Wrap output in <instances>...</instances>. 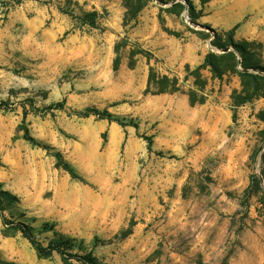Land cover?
<instances>
[{
  "label": "rangeland",
  "instance_id": "1",
  "mask_svg": "<svg viewBox=\"0 0 264 264\" xmlns=\"http://www.w3.org/2000/svg\"><path fill=\"white\" fill-rule=\"evenodd\" d=\"M125 4L0 0L4 217L32 226L43 245L62 236L96 264H264V198L249 188L260 169L252 154L262 145L264 98L234 107L239 78L204 68L206 100L191 105L185 69L233 27L236 40L261 44L264 63V0H149L127 21ZM93 10L97 27L80 24ZM140 49L153 58L135 54L130 67ZM150 65L176 76L181 91L145 94ZM63 99V110L45 111ZM88 107L126 125L72 112ZM56 151L79 179L56 167ZM8 221L0 214V264H81L56 252L38 257Z\"/></svg>",
  "mask_w": 264,
  "mask_h": 264
},
{
  "label": "trees",
  "instance_id": "2",
  "mask_svg": "<svg viewBox=\"0 0 264 264\" xmlns=\"http://www.w3.org/2000/svg\"><path fill=\"white\" fill-rule=\"evenodd\" d=\"M149 0H125L126 12L125 20L128 18L135 19L139 11L147 5ZM188 2L189 5V19L195 23L196 16L193 13V6ZM97 11H83L78 19L80 24L88 27H97ZM127 21V20H126ZM124 21V23L126 22ZM235 27L223 32L222 34L215 33L214 39L211 41V45L215 50L208 51L204 60L201 64L191 69L186 65V73L193 77L194 88H190L186 93L188 96L189 103L191 105L202 104L206 100L205 88L208 84V80L203 76L202 69L209 68L213 78L221 79L223 75L231 73L236 75L240 81V90H233L231 94L232 105L234 107L242 105L247 102H252L259 98H264V63L262 62L260 53L256 50V46L260 47V43L250 41L246 39L236 40L234 37ZM127 37H124L122 42H118L115 46V51L118 52ZM226 51L225 50L227 49ZM135 54H145L150 60L153 58L152 54L146 50H133L129 58L128 65L133 67L135 65ZM120 64L119 55L114 60L113 68L117 69ZM181 91L179 79L176 76H169L167 74L160 73L153 65L149 66V72L147 77V85L144 90L145 94L156 95L162 93H174ZM1 106L5 105V102L0 103ZM66 107L65 99L50 103L45 107V111L51 112L53 110H63ZM33 110H38L33 107ZM37 112V111H36ZM77 117H88L95 115L101 119H107L109 121H115L120 125H126L123 121L113 117L107 110L100 111L94 107H88L83 110L72 111ZM257 118L264 123V109L257 113ZM262 138V145L252 154V160L259 158L260 169L259 174H253L251 177V187L258 193V198H264V129L260 131ZM25 137L31 141L36 142L32 137L25 133ZM147 142L148 150H152V137H144ZM56 157V167L65 170L72 178L79 179L80 177L75 172L73 166L63 158L60 152L56 151L53 153ZM0 190V214L3 216V220L8 221L3 215V203L1 199ZM264 206V201H260ZM9 222V221H8ZM25 237L32 247L35 249L38 257H48L53 252L58 253L64 263L70 259L80 261L81 264H96L95 258L92 257L91 253L79 254L76 252H70L68 240L62 236L50 239L46 245H43L35 236L34 229L29 224L24 222L10 221ZM51 225H45L44 230H51Z\"/></svg>",
  "mask_w": 264,
  "mask_h": 264
},
{
  "label": "water",
  "instance_id": "3",
  "mask_svg": "<svg viewBox=\"0 0 264 264\" xmlns=\"http://www.w3.org/2000/svg\"><path fill=\"white\" fill-rule=\"evenodd\" d=\"M194 26H197V25H194ZM226 50H228V48H227V49H225V50H222V52H223V51H226Z\"/></svg>",
  "mask_w": 264,
  "mask_h": 264
},
{
  "label": "crops",
  "instance_id": "4",
  "mask_svg": "<svg viewBox=\"0 0 264 264\" xmlns=\"http://www.w3.org/2000/svg\"><path fill=\"white\" fill-rule=\"evenodd\" d=\"M198 63H201V61H199Z\"/></svg>",
  "mask_w": 264,
  "mask_h": 264
}]
</instances>
